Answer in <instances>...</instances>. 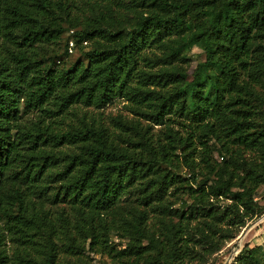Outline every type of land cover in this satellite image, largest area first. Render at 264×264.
<instances>
[{
	"label": "trees",
	"instance_id": "1",
	"mask_svg": "<svg viewBox=\"0 0 264 264\" xmlns=\"http://www.w3.org/2000/svg\"><path fill=\"white\" fill-rule=\"evenodd\" d=\"M79 1L0 0V264H203L264 212V0ZM65 21L93 45L59 68Z\"/></svg>",
	"mask_w": 264,
	"mask_h": 264
},
{
	"label": "rangeland",
	"instance_id": "2",
	"mask_svg": "<svg viewBox=\"0 0 264 264\" xmlns=\"http://www.w3.org/2000/svg\"><path fill=\"white\" fill-rule=\"evenodd\" d=\"M98 5L94 8V10H89L88 8L83 5L85 3L84 0L79 1L77 6L79 8L83 9H73L72 11V18L77 17L78 19L84 18V17H91L92 15L97 14V12L100 10V8H103L105 4H107L110 8L109 15L112 17H119L121 20H123V24H130L134 21V17L129 18L128 10L126 9V6L128 7L130 0H98ZM112 10L114 12H112ZM65 26V31L60 38V40L54 44H51L49 48L47 49V54H50L52 51L57 52L58 54H62L65 49V44L67 41L68 44V38L73 39L72 34L73 30H81L82 25L78 24L75 27H70L69 23L65 21L63 23ZM74 40V39H73ZM93 43L90 42L89 45L86 47H81V45H76L74 41V47L73 51L70 53L68 52L66 55L59 56L57 60V65L59 68H67L70 67L74 62L77 60H84L85 56L84 53L89 50L92 47ZM186 57L188 59L189 67L187 71V77H186V89L188 92V99L191 98V82L193 78L195 77V74L197 71L195 70L197 65L200 62H203L205 60V53L204 51L199 48L198 46H193L187 53ZM95 114L97 115V118H108L110 116H117V115H124L129 114L127 108L125 107V102H123L120 98H115L108 104H106L101 109L93 110ZM24 118H28L25 116ZM66 118H71L70 116H67ZM66 120L65 122H68ZM214 156L219 159L218 152H214ZM183 172L188 173V170L183 169ZM200 178V177H198ZM260 206L264 209V184L261 185L254 198ZM223 203L225 200H221ZM177 205V204H176ZM184 209V208H183ZM110 240L113 243H117L119 246L121 244H125L126 239H120L116 236L115 233H112L110 236ZM264 242V212L258 216L254 217L252 219H249L246 221V224L244 227H242L239 231V234L232 239L231 241L225 243L221 249L212 254L208 260L203 264H230L236 254L243 248L244 246L248 247H254L257 245H262ZM89 254V257L92 261V264H109L110 258L107 257V255L101 256L100 254L96 253H87ZM195 264V263H192Z\"/></svg>",
	"mask_w": 264,
	"mask_h": 264
},
{
	"label": "built area",
	"instance_id": "3",
	"mask_svg": "<svg viewBox=\"0 0 264 264\" xmlns=\"http://www.w3.org/2000/svg\"><path fill=\"white\" fill-rule=\"evenodd\" d=\"M73 47H74V40L71 38V39H69V41H68V52H72L73 51Z\"/></svg>",
	"mask_w": 264,
	"mask_h": 264
}]
</instances>
